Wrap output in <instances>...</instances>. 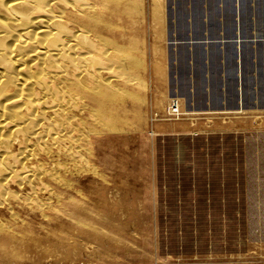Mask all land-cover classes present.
Here are the masks:
<instances>
[{
	"label": "rangeland",
	"instance_id": "obj_1",
	"mask_svg": "<svg viewBox=\"0 0 264 264\" xmlns=\"http://www.w3.org/2000/svg\"><path fill=\"white\" fill-rule=\"evenodd\" d=\"M123 4L130 15L113 37L133 62L116 119L88 133L86 164L68 166L48 210L0 212V264H264V0ZM220 44L230 45L228 109L194 112L205 93L218 106L220 72L188 98L176 56L189 46L202 60ZM172 98L180 119L167 114Z\"/></svg>",
	"mask_w": 264,
	"mask_h": 264
},
{
	"label": "bare ground",
	"instance_id": "obj_2",
	"mask_svg": "<svg viewBox=\"0 0 264 264\" xmlns=\"http://www.w3.org/2000/svg\"><path fill=\"white\" fill-rule=\"evenodd\" d=\"M129 15L117 0H0V212L48 210L88 133L116 119L133 61L113 35Z\"/></svg>",
	"mask_w": 264,
	"mask_h": 264
},
{
	"label": "crops",
	"instance_id": "obj_3",
	"mask_svg": "<svg viewBox=\"0 0 264 264\" xmlns=\"http://www.w3.org/2000/svg\"><path fill=\"white\" fill-rule=\"evenodd\" d=\"M218 44V43H217ZM230 45L223 46L220 45H210V48L208 51H202L203 57L202 60L196 59V52L195 49H190L189 46H187L186 51L182 53H176V58L181 59L182 66H185L186 73L185 78L182 80V82H185L186 89H187V97L192 98L195 95V89L196 88L195 83L196 80L204 82V85L202 87H199L204 93L208 91V81L213 80L216 76L214 73V70L217 69V71L220 72V75H217L220 82H223L222 85L218 87L219 89V96L221 101L218 103V106L215 105L213 100H209V96L207 93L206 100L202 103L200 106H196V104L191 103L190 109L194 112L198 113H207V112H224L225 109H228V107L225 108V102H224V95L225 91L228 90V87L225 85V82L230 83L229 80L231 78V61H230ZM205 50V49H204ZM201 54V53H199ZM213 56V57H212ZM242 55L241 52L237 49L234 51V68H233V75L236 78V82L238 83L239 78L237 76L240 68V61ZM215 59L218 61L215 62ZM202 67V72L200 74L197 73L198 68ZM197 68V69H196ZM214 68V69H213ZM228 70L226 73L227 77H225L224 72ZM226 88V89H225ZM213 97V96H212Z\"/></svg>",
	"mask_w": 264,
	"mask_h": 264
},
{
	"label": "built area",
	"instance_id": "obj_4",
	"mask_svg": "<svg viewBox=\"0 0 264 264\" xmlns=\"http://www.w3.org/2000/svg\"><path fill=\"white\" fill-rule=\"evenodd\" d=\"M167 114L172 119H180L184 114L181 111V103L178 98H172L167 107Z\"/></svg>",
	"mask_w": 264,
	"mask_h": 264
}]
</instances>
